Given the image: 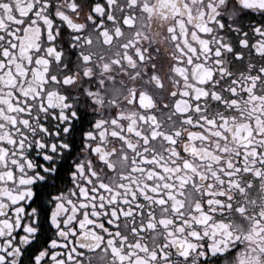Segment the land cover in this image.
I'll return each mask as SVG.
<instances>
[{"label": "snow or ice", "instance_id": "6c2138e0", "mask_svg": "<svg viewBox=\"0 0 264 264\" xmlns=\"http://www.w3.org/2000/svg\"><path fill=\"white\" fill-rule=\"evenodd\" d=\"M0 264H264V0H0Z\"/></svg>", "mask_w": 264, "mask_h": 264}]
</instances>
